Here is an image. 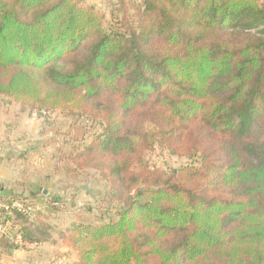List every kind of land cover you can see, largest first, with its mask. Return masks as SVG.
<instances>
[{"label":"trees","instance_id":"trees-1","mask_svg":"<svg viewBox=\"0 0 264 264\" xmlns=\"http://www.w3.org/2000/svg\"><path fill=\"white\" fill-rule=\"evenodd\" d=\"M115 1L108 24L83 0H0V95L101 125L70 160L115 216L63 244L75 264H264V0ZM157 149L197 160L163 168ZM13 212L0 223L39 243Z\"/></svg>","mask_w":264,"mask_h":264},{"label":"rangeland","instance_id":"rangeland-1","mask_svg":"<svg viewBox=\"0 0 264 264\" xmlns=\"http://www.w3.org/2000/svg\"><path fill=\"white\" fill-rule=\"evenodd\" d=\"M83 3L94 5L104 13L108 24L114 21L115 0H83ZM34 113L23 111L22 105L13 98L0 95V157L21 159L18 167L28 176L29 190L35 192V198H30L35 211L20 218L19 226L27 227L38 240L64 245L61 233L74 224H98L115 216L107 182L93 169L73 170L70 160L75 149L89 143L101 125L68 116L67 111L59 109ZM148 159L163 168L181 167L197 160L161 149L150 153ZM40 187L48 191L47 195L40 192ZM38 244L26 248L32 249ZM71 250H53L50 255H65L68 261L73 257Z\"/></svg>","mask_w":264,"mask_h":264},{"label":"crops","instance_id":"crops-1","mask_svg":"<svg viewBox=\"0 0 264 264\" xmlns=\"http://www.w3.org/2000/svg\"><path fill=\"white\" fill-rule=\"evenodd\" d=\"M21 162V159L17 160L10 156L8 158L0 157V196L8 194L30 195L34 192L29 190L28 176L23 174L22 169L18 167ZM42 192L45 195L48 193L47 190H43ZM33 198L35 196L31 199ZM53 250H58V252L60 250L62 252L71 249L68 246L62 245V243H48L46 240H40L37 247H32V249L27 250L21 248H6L0 244V264H49L56 257V255H50ZM71 251L73 257L68 259V261L66 260V264H75L77 259L75 252L73 250Z\"/></svg>","mask_w":264,"mask_h":264},{"label":"built area","instance_id":"built-area-1","mask_svg":"<svg viewBox=\"0 0 264 264\" xmlns=\"http://www.w3.org/2000/svg\"><path fill=\"white\" fill-rule=\"evenodd\" d=\"M0 209L6 210L7 214L11 215L12 218L15 217L13 212L14 209H17L19 212L25 215H32L35 211L34 205L31 202L23 199H13L10 202L0 199ZM11 217L6 221L5 224L0 223V234L6 235L12 241H14V243L19 245L32 246L31 244H36V242L29 243L24 239L21 231L18 230L17 227H14V220ZM66 260L67 258L65 255H60L54 257L49 264H64Z\"/></svg>","mask_w":264,"mask_h":264}]
</instances>
